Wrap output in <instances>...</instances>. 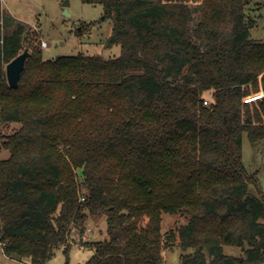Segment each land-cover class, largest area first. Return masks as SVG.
<instances>
[{"label": "trees", "instance_id": "1", "mask_svg": "<svg viewBox=\"0 0 264 264\" xmlns=\"http://www.w3.org/2000/svg\"><path fill=\"white\" fill-rule=\"evenodd\" d=\"M80 1L102 6L119 56L44 59L32 45L17 88L5 66L27 28L0 1V122L19 124L0 159L5 255L46 264L76 232L93 249L83 264H165L175 243L179 264H262L264 195L242 160L244 133L264 139L249 0ZM163 213L187 216L167 240ZM87 220L105 223L100 238L82 240Z\"/></svg>", "mask_w": 264, "mask_h": 264}, {"label": "rangeland", "instance_id": "2", "mask_svg": "<svg viewBox=\"0 0 264 264\" xmlns=\"http://www.w3.org/2000/svg\"><path fill=\"white\" fill-rule=\"evenodd\" d=\"M4 17L14 22L25 24L26 31L23 36V49L36 46L42 50L44 59H53L57 56L76 55L78 53L101 55L103 57H117L120 46L111 43L112 22L103 17L101 5L83 3L80 0H70V16L64 15L62 0H1ZM248 18L255 21L250 30V37L254 40L264 41V0H249L246 8ZM30 46V47H29ZM263 90L254 94L262 96ZM264 93V92H263ZM249 95L246 101H252L257 95ZM210 101V95L206 96ZM19 127L18 123L4 124L0 122V159L9 157V150L4 148L2 142L5 136ZM242 160L245 169L254 173L256 185H250L252 193L260 191L264 195V139L251 144L247 134L242 135ZM187 222V216L182 214H162L161 232L165 240L168 234L180 225ZM105 223L96 226V222L87 220L86 230L82 236L83 241L98 239L101 230H105ZM76 232L69 238L70 248L67 253L64 247L54 248L52 257L46 264H83L93 254V249L85 247L77 240ZM223 253L229 256L242 254L240 247L223 245ZM184 253L177 243L165 247L164 263L179 264L180 255ZM26 261V260H25ZM0 264H18L7 259L0 244ZM264 264V262L262 263Z\"/></svg>", "mask_w": 264, "mask_h": 264}, {"label": "water", "instance_id": "3", "mask_svg": "<svg viewBox=\"0 0 264 264\" xmlns=\"http://www.w3.org/2000/svg\"><path fill=\"white\" fill-rule=\"evenodd\" d=\"M70 0L62 1V8L64 10V15L70 16L69 12ZM29 56V49L25 48L20 54L8 62L5 66V74L7 82L10 88H17L19 84V79L21 72L24 69L26 60ZM59 57V56H57Z\"/></svg>", "mask_w": 264, "mask_h": 264}, {"label": "crops", "instance_id": "4", "mask_svg": "<svg viewBox=\"0 0 264 264\" xmlns=\"http://www.w3.org/2000/svg\"><path fill=\"white\" fill-rule=\"evenodd\" d=\"M1 246H2V244H1ZM2 250H3V246H2ZM3 253H4V250H3ZM4 255H5V253H4ZM5 257L7 259H10L11 261H13L15 263H18V264H30L28 260H26V261L25 260L24 261H20V260L12 259V258H10V257H8L6 255H5Z\"/></svg>", "mask_w": 264, "mask_h": 264}, {"label": "built area", "instance_id": "5", "mask_svg": "<svg viewBox=\"0 0 264 264\" xmlns=\"http://www.w3.org/2000/svg\"><path fill=\"white\" fill-rule=\"evenodd\" d=\"M0 1H1V0H0ZM208 103H209V101H207V100L204 101V104H205V105H208Z\"/></svg>", "mask_w": 264, "mask_h": 264}]
</instances>
